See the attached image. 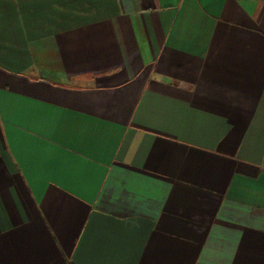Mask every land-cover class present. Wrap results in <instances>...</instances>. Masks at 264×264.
<instances>
[{
    "label": "crops",
    "instance_id": "0c3cea01",
    "mask_svg": "<svg viewBox=\"0 0 264 264\" xmlns=\"http://www.w3.org/2000/svg\"><path fill=\"white\" fill-rule=\"evenodd\" d=\"M0 264H264V0H0Z\"/></svg>",
    "mask_w": 264,
    "mask_h": 264
}]
</instances>
